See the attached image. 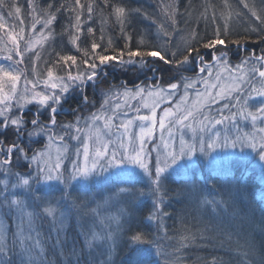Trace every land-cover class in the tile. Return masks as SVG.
Instances as JSON below:
<instances>
[{
    "label": "snow or ice",
    "instance_id": "snow-or-ice-1",
    "mask_svg": "<svg viewBox=\"0 0 264 264\" xmlns=\"http://www.w3.org/2000/svg\"><path fill=\"white\" fill-rule=\"evenodd\" d=\"M102 2L105 6L109 4V0H102ZM75 5L81 10L84 8L81 0H75ZM244 6L247 7V4ZM51 7L49 5V8ZM61 7L64 6L61 5ZM224 7H229L227 0H224ZM98 10H100L99 6ZM21 11V7L15 3V0L11 2L0 0V29L7 27L5 14L8 17L20 19ZM34 12L35 8H31L30 31L35 33L37 24H40L42 20L40 33L26 37L23 20L20 19L19 30L6 33L8 40L0 47V51L7 53L0 62V137H2L0 138V172L4 174V178L0 179V214L10 216L15 229L9 243L6 235L7 228L0 225V264H16L17 259L19 264H38V260L39 264H45L44 248L33 234L36 233V219L42 213L51 217L54 223L56 222L57 208L46 197L47 192L57 190V186L62 185L63 187L59 190L67 196L68 189L73 183L84 184L94 176L105 173L114 174L121 182L131 185L130 189H121V192L129 191L134 196L151 198L152 204L147 220L155 222L159 228L162 217H169V213L165 210L167 205L164 181L168 178L167 174L170 171L188 172L194 163V158H198L197 153L213 163L232 157L254 160L264 169V135L257 139L255 135L241 133L238 127L239 120L251 122L253 127L257 122L264 125V54L255 59L249 57L248 60H242L241 64H248L251 61V66L247 72H242L234 78L229 70L227 83H221L219 74L212 83L208 80H191L182 75L187 71L201 74L207 72V75L211 77L212 67L216 65L228 67L230 50L221 35L228 36L229 16L221 12V16L225 19L223 33L218 26L213 38L204 40L197 38L196 33L193 32L191 39H186L184 47L177 51H171L167 47L170 42L168 38L171 35L168 31L161 32L164 38L163 45L148 43L141 36L136 46H132V36L126 34L123 47H111V40H109L107 46L101 49V44L96 42L94 36L89 43V34H92L94 29L88 27L85 30L83 27L85 23L93 19V7L89 4L87 19L82 21L81 12L76 11L74 19L72 16L67 17L68 24L60 33L63 38L64 33L67 32L69 43L75 46L78 52L83 51V56L55 52V58L45 69L46 75L33 74L30 79L25 60L27 59L34 67L35 62L41 60L40 52L35 51L37 46L43 47L49 36L53 38V43L55 42L54 30L50 26L57 20L56 13L60 12V8L46 13L39 19L32 15ZM114 14L122 34L126 33V29L135 30L134 20L137 16L143 15L141 9L125 6L115 7ZM256 18L261 19L259 16ZM213 19H216L215 13H213ZM44 29H48V36H45ZM81 34L85 36L83 41H81ZM100 39L103 40V35ZM229 43L239 45L241 41L231 39ZM81 44L87 46L81 48ZM218 45L223 47L217 48ZM98 49L100 51H97ZM201 49L216 50L215 53L207 54L210 60H215V65H206L205 55ZM26 53H33V55L26 56ZM253 56H255L254 53ZM149 57L158 58L159 61L168 64L170 66L168 70L179 76V82L169 83L167 89L153 85L151 90H147L146 94L153 97L151 104L145 102L142 105L148 110L147 114H140V108L136 107L134 119H120L117 122L116 113L121 106L116 104L115 107H110V99L114 95L118 97L120 93L109 91L101 92L103 100L96 111L90 112L86 117L76 115L74 123L57 125L56 116L64 111L63 105L73 99L77 93L82 105L90 103L85 90L90 84L93 88L96 87V78L101 74L97 71L100 66H107L116 61L129 67H139L142 64L146 65L148 61L145 58ZM197 61H199L198 68ZM44 63L48 64L49 61L45 60ZM257 64L259 67H256ZM57 68H60L63 75L57 74ZM236 68L239 69L240 65ZM150 70L153 73L157 71L155 68ZM22 77L23 84L18 89ZM173 79L175 80L176 76H173ZM199 82H203L206 88L203 92L195 93L196 99L189 106L188 89L194 88ZM5 86L8 88L7 91ZM121 87L124 88L125 97L143 98L146 92V89L139 84L135 85L134 92L124 85ZM181 87L184 88V95L180 103H177L174 109H164L163 115L158 118L157 107L160 101L172 97ZM38 88L41 90L37 91ZM165 92L167 96L163 95ZM214 105H219L215 111H213ZM80 106L77 105L72 111L78 113ZM120 115L126 116L127 113L121 112ZM45 116L47 120L43 119ZM217 125L222 126V129L215 130ZM227 126L235 128L236 134L228 135ZM134 129H138V134ZM157 129L160 132L159 139L166 151L161 153L157 145L153 159L146 144L156 137ZM184 129L191 132L189 139H185ZM256 131L264 134V127H259ZM165 133L168 136L167 140H165ZM177 135L178 147L176 146ZM37 136H44L49 142H59L60 146L57 147V156L54 161L47 150H34L30 143L25 142L27 139L32 143H39L40 141L32 139ZM65 137L77 142L70 160V169L63 166V161L68 159V144L65 142ZM6 140L7 143H5ZM237 148L239 152L227 151ZM16 167L29 170L21 174L14 171ZM145 178L146 192L136 187V184ZM38 189L43 192V195L38 193ZM202 203L211 205L213 208L220 207L223 210L221 206L226 202L204 200ZM41 204L47 205L42 208V212L39 210ZM59 223L62 227L63 213L60 214ZM213 227L216 225H205V230ZM36 236L38 237V233ZM111 238V232L101 234L92 231L85 236V246L92 249L94 242L102 241L107 244ZM185 239L186 237H181V243L176 248V252L189 246L184 243ZM192 240H195L194 236ZM131 242L149 245L148 248L139 250L136 264H148L147 258L153 255L152 244L156 245V255H165L159 250V242L155 239L149 240L147 234L143 232L134 233L131 236ZM52 247L54 251L60 247L59 235L56 236V243ZM111 247L112 245L109 244L108 251H111ZM71 254L77 257L76 264H79L76 250L73 249ZM220 264H227V262L220 260ZM241 264H247V262L242 260Z\"/></svg>",
    "mask_w": 264,
    "mask_h": 264
},
{
    "label": "trees",
    "instance_id": "trees-1",
    "mask_svg": "<svg viewBox=\"0 0 264 264\" xmlns=\"http://www.w3.org/2000/svg\"><path fill=\"white\" fill-rule=\"evenodd\" d=\"M251 1L255 3L254 0ZM262 1L264 2V0ZM200 2L201 0H109L108 6H105L102 0H81V4L84 5L81 10L75 5V0H39L37 7L43 13H51L56 8H60V12L56 13L57 20L51 25L55 39L61 38L60 33L63 27L68 24L67 17L72 16L74 19L76 11L81 12L82 21L86 20L87 7L91 4L94 24L90 21L83 25L85 30L88 27L94 29V32L89 34V43L94 36L96 42L101 44V49L107 46L109 40H111V47L121 48L125 44V35L127 34L132 36V46H136L141 36L148 43L163 45L164 38L161 36V32L168 31L171 35L168 38L170 42L167 47L171 51H177L184 47L186 39H191L193 32L196 33L197 38L207 40L213 38L214 31L218 26L222 33L224 31V18L221 20L222 24L214 22L213 12L217 13L216 10H208L213 12L207 16L205 14L208 12H206L198 21L186 20L187 13ZM206 2L220 4L223 0H206ZM49 5L52 7L49 8ZM98 6L100 10H98ZM117 6L141 9L143 15L137 16L134 20L135 30L126 29L125 34L121 33L114 14V8ZM211 7L218 9L217 14L221 16L223 8H216L213 5ZM21 10L23 12V9ZM262 20L264 17L261 19L252 18L250 26H245L246 29L237 38L230 32V24L227 22L229 24L227 27L228 36L221 35V38L225 39L232 57L235 54L238 56L234 57L238 62L244 58L249 59L253 53L259 56L264 54L262 51L264 50V23ZM37 27L41 28V23ZM179 33L183 34L184 40H176ZM65 35L66 33L63 36ZM101 35H103V40L100 39ZM84 39V34H81V41ZM231 39H240L241 43L232 45L229 43ZM78 43L80 42L78 41ZM85 46L87 45L81 44V48ZM69 48H71L70 52ZM65 50L68 54L83 56V51L78 52L73 45L67 46ZM109 52H111V48H109ZM201 52L207 58V54L211 51L210 49H201ZM145 59L148 63L139 67H129L116 61L107 66H100L97 71L101 74L96 78V87L93 88L90 84L85 90L90 103L82 105L77 93L70 103H65L66 107L74 109L77 105H81L79 109H82L77 114L84 117L100 108L103 100L101 92L120 93L121 89L124 90L121 85L127 88H133L136 84L141 86L155 84L167 87L171 82H179V76L168 70L170 67L168 64L159 61L158 58ZM151 68H155L157 71L153 73ZM196 74L198 72L182 73L186 77ZM173 76H176L175 80ZM112 98L115 97L112 96ZM112 98L110 101H113ZM71 119V116L64 118L59 115L57 123H70ZM167 177L164 181L167 205L165 210L169 213V217H162V223L158 228L155 222L147 220L152 204L151 198L135 196L133 207L123 215V218L127 219L128 217L129 220L127 219L128 221L125 223V237L120 244L121 247L114 250L112 262L106 260L110 255L108 257L98 255L95 250L98 247L88 250V253L84 252L87 247L82 236L84 237L87 233L84 228L85 223L81 225L78 218L68 220L66 229L63 227L61 229H46L44 226L49 223L40 226L43 241L47 246L45 250L46 262L49 264H76L77 257L71 254L75 249L78 253L79 264H101V262L136 264L140 254L139 250L149 247L148 244L141 245L131 242V236L140 231L147 234L149 240H157L159 250L162 249V253H165V255H156V245H151L153 255L147 258L148 264H169V261L177 262L179 259L183 262L186 260L188 261L186 263L191 264H220V260L227 264H241L242 260L247 264H264V198L261 196L264 194V183L258 171L249 168L243 169L242 165L233 166L229 171H215L210 166L201 163L187 176L169 175ZM122 185L125 189L131 188L128 183L123 182ZM136 187L147 191L146 183L143 181L137 183ZM125 192L126 195H132L129 191ZM204 200H222L226 203L221 206L223 208L221 210L220 207L213 208L211 205L203 204ZM196 216H200V219L204 221L201 228L203 232L198 231L193 223ZM232 219L235 221V229L224 231L223 227ZM209 224L216 225V227L205 230V225ZM246 228H250V230L245 231ZM57 235L60 237V247L54 251L52 245L56 243ZM193 236L195 237L194 241L192 240ZM181 237H186L184 243L189 246L176 252V248L181 243Z\"/></svg>",
    "mask_w": 264,
    "mask_h": 264
},
{
    "label": "rangeland",
    "instance_id": "rangeland-1",
    "mask_svg": "<svg viewBox=\"0 0 264 264\" xmlns=\"http://www.w3.org/2000/svg\"><path fill=\"white\" fill-rule=\"evenodd\" d=\"M38 1L39 0H15V3L18 4L21 9H23V12L21 11L20 14V19L23 20V26L25 28V36L29 35H38L41 31V28H38V24L36 26L35 33L30 31V25L32 23V20L30 19V9L35 8V12L32 13V15H35L36 18H41L43 17L46 13H43L38 9ZM252 2L251 0H238V2H235L234 0H227L229 7L225 8L224 7V0L222 3H215V4H209L206 2V0H202L200 3L196 4L193 9L187 13L186 20H195L198 21V19L205 14L206 16L213 12V11H208V10H216L218 13V9H213L211 6L213 5L216 8H223L222 12L224 13L225 16H229L230 18L228 19V24L230 26V32L234 37H238L239 35L244 32L246 29L245 26H250L252 23V18H256L257 16L263 18L264 17V2L262 0H254ZM11 2V0H9ZM247 4V7L244 5ZM211 5V6H210ZM216 14V19L214 22H217L219 24H222L221 20L224 17H221L218 15L216 12H213ZM255 13V15H253ZM20 19H14L13 17H8L5 14V24L6 28L0 29V47L3 46L5 41L8 40V37L6 33L11 32V31H18L20 27ZM225 21V19H224ZM255 21V20H254ZM43 21H41V26H42ZM92 24H94V19L91 21ZM51 27V26H50ZM66 35L63 36V38H57L55 39V42L53 43V38L49 36L48 40L45 41L43 47L37 46L35 51H39L41 54V60L35 62V66L33 67V64L29 63V61L26 59L25 60V65L28 68V74L29 78H32L33 74L40 75V74H45V69L50 66L51 60L55 58L54 53L55 52H60L61 54H65L66 52V47L71 45L68 41V33L65 32ZM44 34L45 36H48V29H44ZM176 40H184L183 34L179 33L178 37ZM51 45V47H50ZM220 47L222 48L223 46L218 45L217 48ZM244 48V47H242ZM71 49V48H69ZM211 52L215 53V49H210ZM7 53L4 51H0V62H2V58L6 55ZM33 53H26V56H31ZM262 55V54H261ZM235 56H237L235 54ZM232 55L229 53L228 55V67L226 68L224 65H216L210 69L212 72V76L209 77L207 75V72L201 74L198 73L192 77H188L191 80H208L209 83L215 82L217 74L221 76V83H227L228 82V77H229V70L233 73V78L236 75H240L242 72H247L249 67L251 66V61H249L248 64H241V61L238 62L237 59H235ZM238 57V56H237ZM253 59L255 57H259V55L253 56V54L250 56ZM47 60L49 61L48 64H45L44 61ZM243 60H248L247 58H244ZM205 63L207 64H213L215 65L216 62L214 59L210 60L208 57L205 58ZM240 65V68L237 69L236 66ZM197 67H199V61H197ZM256 67H259V64L256 65ZM57 74L63 75V72L60 70V68L56 69ZM186 77V76H185ZM151 78H149L150 80ZM153 79H155V76H153ZM151 81V80H150ZM23 84V77L21 78V85L18 86L22 87ZM155 84H149L145 86H141L146 89L145 94L143 95V98L141 97H135L132 98L131 96L125 97L123 95V89L120 90V95L117 97L114 95L115 98H112L113 101H110V107H115L116 104H119L121 107L120 109L117 110V122L120 119H127V118H135L136 112L134 111V108L139 107L140 108V114H147L148 110L144 109L142 107L143 103L147 102L151 104L153 102V97L148 96L147 90H151L152 86ZM159 86V85H158ZM167 89L165 86H159ZM206 88V85L203 82L196 83L194 88L188 89V103L189 106H191V102L196 99L195 93L197 91L203 92ZM131 91H135V87L133 88H128ZM8 88L5 86V91H7ZM41 90L40 88L37 89V91ZM77 95V94H76ZM76 95L74 97H76ZM163 95L167 96V93L165 92ZM184 95V88L181 87L178 89L172 97H169L167 99L161 100L158 107H157V116L158 118L163 115V110L167 108H175L177 103H180L181 97ZM71 101L69 100L68 103ZM219 107V105H214L213 106V111H215V108ZM64 111L61 112L59 115L62 117H70L71 116V122L74 123L76 119L77 113L73 112L72 109H69L66 107V105H63ZM82 109V108H80ZM79 109V110H80ZM35 110V108H33ZM94 112V111H93ZM121 112H126V116H121ZM56 116V120L57 117ZM69 115V116H68ZM85 115L84 117L88 116ZM43 119L47 120V116L43 117ZM135 123H139L138 121H135ZM63 123H57V125H61ZM68 124V123H65ZM31 127V126H29ZM238 127L239 131L241 133H249L251 135H255L257 139L260 138L261 133H258L256 131L257 128L259 127H264V125L259 124L257 122L256 126L253 127L251 122H244L242 120L238 121ZM222 126L217 125L215 130H221ZM59 130V129H57ZM137 134H138V129H134ZM227 133L228 135H234L236 134V129L232 128L231 126H227ZM185 133V139H189L191 136V132L187 129H184ZM223 134V131H222ZM160 132L159 129H157L156 132V137L154 139H150L147 144L146 148L150 150L152 158H155L156 155V146L159 145L161 153L166 151V149L163 148V143L159 139ZM33 140H38L40 141L39 143H32L31 141H28L26 139V143H30L31 147L34 150H47V153L51 156L52 160L54 161L56 156H57V147L60 146L59 142H49L47 141V138L44 136H37L33 137ZM168 139L167 133H165V140ZM113 140H115V137H113ZM65 142L68 144V153L67 157L68 159H65L63 161V166L66 169H70V160L72 158V153L77 146V142L75 140H69L68 137H65ZM176 146H179V138L177 135L176 139ZM227 151L230 152H239V149H229ZM246 151H251L250 149H246ZM63 155V153H61ZM31 155V153H29ZM198 158H194V163L191 167V169L188 172H181V171H170L167 176L169 175H182V176H187L191 171L195 170L197 167L200 166L201 163H204L205 165L210 166L212 169L215 171H229L233 166H240L242 165L243 169H251L258 171L261 174L262 181L264 183V169L260 167V165L254 161V160H242L238 157H232L230 159H224L221 160L217 163H213L210 159H206L203 157L201 154L197 153ZM35 167V165H32ZM28 168H23V167H16L14 171L20 172L21 174H24L28 171ZM114 172V170H113ZM67 175V173H65ZM4 178V174L0 172V179ZM144 183L147 184V180L142 179ZM123 182L119 180L114 174L110 173H105L104 175H99V176H94L84 184H77L73 183V185L68 189V194L67 196H64V193H62L59 188H62L63 186H57V190L55 191H48L47 192V197L46 199L48 201L53 202L54 206H56L57 211H56V217L57 220L54 223L52 218L49 217L46 214H43L36 219L35 223V229L36 233L33 234L34 238H38L39 243L43 246L44 248V260L45 264H49L46 262L45 259V250H46V244L43 241V233L40 230V226L46 224L44 227L46 229H61V225L59 223L60 220V214L63 213V225L62 227L66 229L68 226L67 221L68 220H73L77 219L79 222H81V225L85 223L86 228V233L84 237L82 236L83 240L85 241V236L89 235L92 231H95L97 233L104 234L106 232H111L112 233V238L108 241V243L104 242H94V246L92 249L98 252V255L100 256H106L109 259L106 258L107 262H112V256L114 253V250L117 249L121 242L123 241L125 237V223L129 220V218H123V215L127 213V210L131 209L133 207V199L134 195H126L127 193L121 192V189H125L123 187ZM39 194L43 195V192H41L39 189L37 190ZM124 195H126L124 197ZM264 198V194L261 195ZM133 197V198H132ZM128 199V200H127ZM47 205L41 204L40 205V211L42 212V208ZM77 208V209H76ZM31 210V209H29ZM193 219V218H192ZM193 223L197 227L198 231H202L203 229L202 226L204 224V221L200 219V216L194 217ZM0 225L6 226L7 228V239L8 242L11 243L12 239V233L15 231L13 227V219L5 214H0ZM43 227V228H44ZM224 231H232L235 229V221L232 219L225 227H223ZM40 230V231H39ZM250 230V228H246L245 231ZM216 232V229H214ZM203 232V231H202ZM38 233V237L36 234ZM220 242V240H219ZM111 244V251H108V245ZM155 244H152L154 246ZM121 247V246H120ZM88 250L90 249H85L84 252L88 253ZM156 247H155V253H156ZM161 252H163L162 249H160ZM176 256V255H175ZM174 256V258H175ZM104 258V259H105ZM170 260V258H169ZM188 261H184L179 259L177 262L169 261V264H191V263H186ZM16 264H19V260H16ZM39 264V260H38ZM101 264H107V263H102Z\"/></svg>",
    "mask_w": 264,
    "mask_h": 264
},
{
    "label": "bare ground",
    "instance_id": "bare-ground-1",
    "mask_svg": "<svg viewBox=\"0 0 264 264\" xmlns=\"http://www.w3.org/2000/svg\"><path fill=\"white\" fill-rule=\"evenodd\" d=\"M202 1V0H201ZM235 2H238V0H234ZM77 209V208H76Z\"/></svg>",
    "mask_w": 264,
    "mask_h": 264
}]
</instances>
